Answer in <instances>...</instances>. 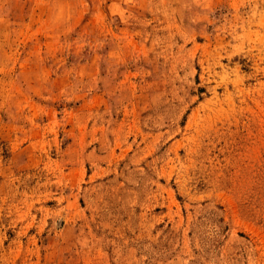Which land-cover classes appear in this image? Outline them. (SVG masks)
Returning <instances> with one entry per match:
<instances>
[{
  "label": "rangeland",
  "instance_id": "1",
  "mask_svg": "<svg viewBox=\"0 0 264 264\" xmlns=\"http://www.w3.org/2000/svg\"><path fill=\"white\" fill-rule=\"evenodd\" d=\"M0 264H264V0H0Z\"/></svg>",
  "mask_w": 264,
  "mask_h": 264
}]
</instances>
